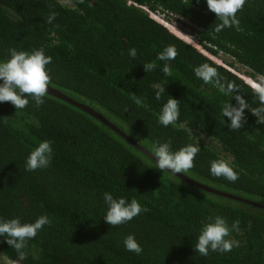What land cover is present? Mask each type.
<instances>
[{"label":"trees","instance_id":"obj_1","mask_svg":"<svg viewBox=\"0 0 264 264\" xmlns=\"http://www.w3.org/2000/svg\"><path fill=\"white\" fill-rule=\"evenodd\" d=\"M67 1L68 7L57 0H0V61L10 58L11 48H43L52 58L50 88L88 107L152 156L154 141L171 140L176 151L202 133L194 167L181 175L261 207L161 172L102 121L56 97L46 94L40 106L29 98L22 110L4 102L0 218L34 222L47 215L52 222L29 241L23 261L0 237V257L9 264H264V124L250 112L260 107L253 82H264V0H247L237 13L239 27L220 33L214 31L220 21L204 0ZM51 12L57 15L49 24ZM169 45L178 55L170 61L172 75L165 76L156 57ZM133 47L135 59L128 55ZM153 61L157 67L145 72L143 65ZM205 62L246 99L240 130L230 131L227 118L223 122L228 97L195 76L194 68ZM159 83L167 85L156 100ZM168 96L180 101V117L164 127L158 118ZM230 102L235 106L234 98ZM42 140L52 141L51 165L25 171L26 158ZM220 159L238 173L235 182L210 173L211 162ZM104 192L135 198L146 211L108 225ZM215 216L230 225L239 221L230 236L239 246L205 257L194 247L202 225ZM129 234L143 246L141 255L124 249Z\"/></svg>","mask_w":264,"mask_h":264},{"label":"clouds","instance_id":"obj_2","mask_svg":"<svg viewBox=\"0 0 264 264\" xmlns=\"http://www.w3.org/2000/svg\"><path fill=\"white\" fill-rule=\"evenodd\" d=\"M196 2L199 3L200 0H196ZM204 3L207 9L214 13L216 19L220 21L214 29L216 33H220L226 28L239 27L240 20L237 13L242 11L247 0H204ZM56 15L55 12H51L47 16V23L51 24ZM192 39L194 40V38ZM9 54L8 60L0 61V103L10 102L16 110H22L29 105V98H31L37 106L42 105L51 80L50 70L47 68L52 62L51 56L46 55L43 48L33 49L31 52L11 48ZM128 55L135 59L137 49L135 47L130 48ZM177 55L178 51L175 45H169L157 54L156 60L164 62L162 71L165 76L172 75L170 61L174 60ZM156 67L155 61L143 65L145 72L152 71ZM194 74L204 84L211 85L228 97L221 109L223 122L225 123V118H227L230 121L227 124L230 131L240 130L246 123L245 109L249 110V107L242 95L235 94L237 90L234 82L229 81L219 73L216 67L207 62L195 67ZM165 85L167 84L159 83L156 85L158 89L155 92L156 100H160L165 94ZM253 87L260 107L252 109L250 112L257 117L258 124H264V82L254 81ZM168 97L158 118V123L164 127L175 126L180 117V101ZM232 98L236 101L235 106L230 102ZM133 99L137 104L141 103L136 94H133ZM189 131L191 132V130ZM203 139L204 136L201 133L196 142L187 144L176 151L172 150L171 140L167 142L154 141L152 157L155 158V168L161 172L167 171L173 176L192 169L194 160L201 150L199 140ZM52 160V141L42 140L26 158L25 171L34 172L38 169H45L51 165ZM210 173L215 177L222 176L231 182H235L239 178L233 166L225 159L213 160L210 164ZM102 199L106 205V211L102 218L105 223L113 227L128 223L146 211L135 198L129 201L126 197H114L111 192H104ZM51 222L47 215L39 216L34 222H22L19 217L0 218V237L5 238L4 242L12 247L17 252L18 259L23 261L27 258L25 250L29 241L37 237L38 233ZM234 231H239V221L230 225L221 216L209 217L200 229L194 251L205 257L208 256L209 252H230L239 246V241L230 238ZM122 243L126 251L138 256L144 251L135 234L124 237Z\"/></svg>","mask_w":264,"mask_h":264},{"label":"water","instance_id":"obj_3","mask_svg":"<svg viewBox=\"0 0 264 264\" xmlns=\"http://www.w3.org/2000/svg\"><path fill=\"white\" fill-rule=\"evenodd\" d=\"M48 95H51L53 97H56L60 100H63L85 112H87L88 114L92 115L93 117L97 118L98 120L102 121L104 124H106L108 127H110L113 131H115L116 133H118L119 135H121L122 137H124L127 141H129L132 145H134L140 152L144 153L145 155L149 156L151 159L155 160L154 157H152V155H150L148 152H146L145 150H143L142 148H140L139 146H137L135 143H133L132 141H130V139H128L126 136H124L118 129H116L114 126H112L110 123H108L106 120H104L102 117H100L99 115H97L96 113H94L93 111H91L88 107L84 106V105H81V104H78L76 103L75 101H73L72 99L68 98L67 96L63 95L62 93H60L59 91H56L52 88L49 87L48 89ZM177 177H179L180 179H182L183 181L201 189L202 191L204 192H207V193H211V194H215V195H218L220 197H224V198H228V199H232V200H235V201H239V202H243V203H246V204H251V205H254V206H258V207H261L260 205H257V204H254V203H251V202H248V201H245V200H242L240 198H237V197H234L232 195H228V194H225V193H222V192H218V191H215L211 188H208V187H205V186H202V185H199L198 183H195L191 180H189L188 178L184 177L183 175L181 174H176Z\"/></svg>","mask_w":264,"mask_h":264},{"label":"rangeland","instance_id":"obj_4","mask_svg":"<svg viewBox=\"0 0 264 264\" xmlns=\"http://www.w3.org/2000/svg\"><path fill=\"white\" fill-rule=\"evenodd\" d=\"M59 3L65 5L68 7L69 3L67 0H57ZM178 27H180L181 25H176ZM186 32H189V29L185 30ZM0 264H9V262H6L3 258L0 257Z\"/></svg>","mask_w":264,"mask_h":264}]
</instances>
